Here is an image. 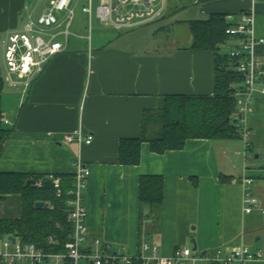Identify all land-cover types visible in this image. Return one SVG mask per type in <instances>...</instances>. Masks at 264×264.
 <instances>
[{"label":"crops","instance_id":"obj_1","mask_svg":"<svg viewBox=\"0 0 264 264\" xmlns=\"http://www.w3.org/2000/svg\"><path fill=\"white\" fill-rule=\"evenodd\" d=\"M53 1L0 0V36L21 30ZM85 2L71 0L69 25L65 13H55L57 24L48 33L55 34L63 49L40 73L28 82L13 76L15 87L3 75L7 94L4 102L1 98L2 119L11 135L0 172L68 179L80 159L90 170L84 191L86 247L99 239L112 251L135 256L148 244L157 246L161 257L189 249L193 259L181 264H215L218 253L225 256L246 247L262 253L252 264H264V0H163L162 16L155 22L121 30L89 27L88 36L70 37L76 16L91 26L94 13H83ZM93 6L91 0L92 11ZM251 11L254 36L262 43L254 50L258 80L251 111L241 123L246 133L228 140H187L181 151L163 154L142 143L137 165L119 164L120 142L140 138L143 116L160 111L166 97L214 92V54L190 49L191 35L186 45H178L182 30L174 35L175 28L189 31L190 22L211 15H223L235 27L241 14ZM238 46L239 39L232 37L219 52L226 55ZM224 47L227 53L221 52ZM76 131L92 136L91 144L64 141ZM143 176L162 179L158 216L140 209ZM242 178L252 180L248 191L256 199L249 214L244 212ZM20 213L19 196L0 203V219H17ZM3 243L4 238L0 252L6 250Z\"/></svg>","mask_w":264,"mask_h":264},{"label":"built area","instance_id":"obj_2","mask_svg":"<svg viewBox=\"0 0 264 264\" xmlns=\"http://www.w3.org/2000/svg\"><path fill=\"white\" fill-rule=\"evenodd\" d=\"M158 1L99 0L95 8V16L104 26L116 30L128 29L160 19L164 4L163 0L157 3ZM70 4L71 0H54L45 13L35 20L29 18L21 30L0 36V64L5 81L9 86H16V82L12 79L13 76L20 79L25 78L28 82L35 74L42 71L52 56L63 49L61 43L54 41L55 34H49L48 30L57 24L55 13H65L69 25L73 18ZM82 11L89 17L91 16L93 13L91 0H88V5ZM62 34L66 37L68 31L64 30ZM225 34L239 39V46L228 55L237 62L235 70L242 78L241 89L234 93L236 112L233 116L236 132L240 136L246 133L241 123L251 111L255 85L258 80L253 65L254 50L257 44L262 43V40H257L254 36L252 11L241 14L239 23L235 27L226 29ZM48 35L50 37L47 40L43 38ZM261 94H264V89L261 90ZM2 122L8 125L4 118ZM92 139V136H84L80 131L64 136L65 142L78 145H89ZM89 176V168L78 159L75 163V172L71 176V186L66 192H63L61 188V178L54 175L45 177L53 186L56 198L61 199L64 194L66 196L64 202L67 207V222L71 226V233L63 244L61 252L47 253L33 244H21L17 238H15V244H11L6 237L3 243L6 250L0 252V262L5 264H181L185 260L193 259L189 249H176L171 256L161 257L158 255L157 246L148 244H143L140 253L135 256L121 251H112L99 239L93 240L91 247H86L88 228L84 191ZM240 181L246 187L244 212L249 214L256 205V199L248 191L252 180L242 178ZM34 185L40 188L42 180L36 181ZM49 208L53 209V206L49 205ZM56 228L60 229V226L56 225ZM48 244L56 245L57 241L50 236ZM8 249L10 251H7ZM261 258V252L251 253L248 248L243 247L225 256L218 253L212 262L215 264H252Z\"/></svg>","mask_w":264,"mask_h":264},{"label":"trees","instance_id":"obj_3","mask_svg":"<svg viewBox=\"0 0 264 264\" xmlns=\"http://www.w3.org/2000/svg\"><path fill=\"white\" fill-rule=\"evenodd\" d=\"M190 49L210 51L214 54V92L211 96H168L163 108L143 116L142 135L138 139L122 140L118 162L135 166L140 159V146L149 145L150 151L163 154L181 151L187 140H228L239 137L233 116L236 112L234 93L241 89L242 78L236 72V61L228 54H220V46L232 38L225 34L230 28L223 15H211L206 20L188 24ZM4 89L3 71L0 65V160L10 139L11 131L2 122L1 98ZM58 177V176H55ZM42 180V186L27 184ZM71 186V178H61L63 192ZM20 198V217L0 219V239L17 238L21 244H33L47 253H59L68 240L71 226L63 197L56 198L55 191L45 177H34L17 172H0V203L8 196ZM163 199V183L160 177L143 176L139 179L138 201L140 209L158 216ZM36 202L44 208L36 209ZM53 206V209L49 208ZM60 226V229L56 228ZM52 236L56 245L48 244Z\"/></svg>","mask_w":264,"mask_h":264},{"label":"rangeland","instance_id":"obj_4","mask_svg":"<svg viewBox=\"0 0 264 264\" xmlns=\"http://www.w3.org/2000/svg\"><path fill=\"white\" fill-rule=\"evenodd\" d=\"M86 0H82V2H85ZM86 3V2H85ZM159 3V1L157 2ZM97 5V0H94V6H93V17H92V22H91V26H89V23H88V19L84 18L83 20L81 19L80 20V17L76 16L75 19H74V22H73V27L69 30V35L70 37H72V35H82V36H88L89 35V29L91 28V31H96L97 29H103L105 28L106 26H104L98 19H95V7ZM90 27V28H89ZM177 28V27H176ZM175 28L174 30V35L177 34V32L179 30H182L181 33H178V35L180 36L178 42L179 44L178 45H186L187 44V41L189 39V36H190V33L187 29V27H178L177 29ZM90 31V32H91ZM180 32V31H179ZM162 36H165L162 35ZM160 36V37H162ZM44 39H47L48 36H43ZM177 41V39H176ZM222 53H227L229 51V48L227 47H224L223 49H221ZM231 51L228 52V54L230 53ZM6 92H3L2 93V100L4 102V97L6 98Z\"/></svg>","mask_w":264,"mask_h":264},{"label":"water","instance_id":"obj_5","mask_svg":"<svg viewBox=\"0 0 264 264\" xmlns=\"http://www.w3.org/2000/svg\"><path fill=\"white\" fill-rule=\"evenodd\" d=\"M27 184H29V185H33L34 182H33V181H30V182H28ZM34 207H35L36 209H42V208H44V203H43V202H36L35 205H34ZM7 240H8L11 244H15V238H14L13 236H8V237H7Z\"/></svg>","mask_w":264,"mask_h":264}]
</instances>
